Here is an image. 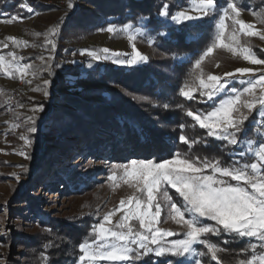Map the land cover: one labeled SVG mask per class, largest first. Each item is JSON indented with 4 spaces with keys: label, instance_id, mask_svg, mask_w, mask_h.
<instances>
[{
    "label": "rangeland",
    "instance_id": "obj_1",
    "mask_svg": "<svg viewBox=\"0 0 264 264\" xmlns=\"http://www.w3.org/2000/svg\"><path fill=\"white\" fill-rule=\"evenodd\" d=\"M9 1L11 3L17 1V6L14 9L20 8L26 15L8 14L0 11V55L5 57V62H8L12 59L8 54L10 52L14 53L16 57L14 64L19 67H24L25 65L28 67L26 74L23 76L15 70L7 73L0 70V264H10L12 261L25 264L26 259L23 257L25 249L21 246L13 247L6 241L7 236L22 235L29 237L37 233L40 229L38 222L41 217L43 219H70L92 214L94 218L98 219L97 224H99L104 222L103 217L106 214L115 212L112 217V225L105 224L106 227H114L124 214V211H126V207L121 208L120 201L123 199L127 204L130 196H138L140 193L137 192L136 187L131 186L136 184L135 181L125 183L127 177L124 176L123 170L119 167L120 165H127L132 159L126 162H113L85 155L86 150L81 147L80 142H74V139L69 135H62L61 127L63 124L61 123L47 127L44 135L47 147H54V142L62 138L61 147L59 146L53 151L51 161L54 163L52 167L46 170L41 177H38L41 173L40 171L33 170L32 178L27 181L23 174L28 167L27 164L30 159L40 152V148L32 140L30 145L25 144L21 137L26 136L30 140L25 116L26 114H31L36 105L32 104L24 108L18 102L16 111H13V116L10 117L4 103L9 81L11 78L16 77L26 78L29 81V92L21 99H26L29 96L38 98L45 96L46 89L52 87L51 90L55 98L61 100L64 97H70L78 100L77 103L68 101L54 102L52 108L55 110H58L60 106H64L68 110H79L81 112H83L82 108L86 110L87 106L91 108L101 105L132 106L135 101H146L147 97L131 92L117 83L111 76L105 77L104 67L111 65L116 69L128 72L150 65L153 61L160 62L161 52L157 48L156 38L159 35L167 38L168 33H153L147 25L148 19L142 16L137 17L133 22L119 24L120 17L114 15L104 16L93 6L83 2L81 6L85 12H89V15L81 21L76 20L65 26L63 35L56 39L55 47L50 49L48 38L44 32H47L48 26L56 21L61 13L58 10H53L38 14L32 8V5H63L65 0ZM196 2L197 0H156L155 3L159 7L156 18L165 23L176 24L170 18L159 15L164 4L169 5L168 12L170 14L184 11L189 15L200 16L201 14L194 7ZM228 2L237 4L240 9L238 19L253 25L251 31L255 32L256 35L249 36L240 31V25L234 23L237 17L232 14L231 19L225 20V43H231L236 52L233 53L222 48L214 49L213 53L202 62V68L205 75L213 74L221 77V82L227 84L229 92L232 88L242 92L245 87H250L247 83L249 79H252L253 83H255L260 75L264 74V64H252L244 60L240 54V49L243 47L250 48L253 53L255 49L264 52V38H262L264 36V0H226L221 5L215 2V14L176 25L189 24L191 26L205 25V27H210V42L207 47L211 46L214 35L218 31L219 17L223 14L222 10ZM21 4L29 6L32 11H28L26 7H20ZM110 6L112 4L107 3L104 8H110ZM13 16H19L21 19L9 22ZM126 16L129 17L130 14H126ZM125 25H131L130 31L136 35L134 42L129 41L127 34L123 32ZM110 26L117 31L115 33L108 32L107 28ZM233 33L236 34L239 43L228 39ZM38 34H43L46 41L41 49L36 47V42L41 36H38ZM195 36L197 37L198 33L188 35L187 39H194ZM9 37L16 39L13 41L8 39ZM132 43H135L136 48L147 57V62H140L135 65L116 62L118 60L126 61L131 58ZM103 49H109V52L104 53ZM31 51L42 53L34 62L27 63L25 58ZM90 53H96L101 59H95ZM114 53H119V56H114ZM254 55L256 56L255 53ZM105 56L108 58L105 59ZM256 57L260 59L258 56ZM53 58L55 59V66L49 79V77L44 75L42 65L47 64L49 59ZM189 60L190 55H185L175 61L184 63L189 62ZM238 68H248L251 71L241 75L235 72V69ZM164 71L168 72L166 68H164ZM195 71L197 70L193 68V72ZM226 73H233V75L227 76L225 75ZM52 75L54 76L52 77ZM45 80L48 81L47 84L44 83ZM260 93V86L257 85L255 97L258 98ZM228 94L221 93L213 100H208L206 96L201 98L211 105L213 110L214 106H218L219 100L226 98ZM250 99H253V97H249L247 94L242 96V100ZM77 106L81 107V109ZM242 111L249 118L253 114L257 116L255 110L251 113H248L247 109H242ZM256 122L254 137H249L254 140H260L262 137L257 133L258 130L264 132V128L261 127V125H264V121L257 116ZM194 124L198 126L195 122ZM209 138L224 142L230 148L229 155L232 161H240L241 163L245 161L248 163L255 162L253 158L247 156L242 158L240 156L241 151L247 152V145L243 137H238L241 139V143L236 146L229 145L227 142L214 137ZM54 171L57 172V176L54 175ZM88 171L95 172L94 178L89 181L92 185L81 193L64 189L58 178L67 179L78 175L83 176ZM113 174H115L114 179H109ZM33 181L34 183L27 189ZM232 183L235 182L233 181ZM160 187L161 192L157 193V201L155 202L161 204L162 213L158 218L156 227L177 233V235L164 237L160 241L163 245L166 242L180 239L178 236L182 234L184 228L169 215L170 207L168 201L165 200V194L169 195L168 190L174 189L170 186L165 188L163 184ZM27 190H31L29 195L38 201L36 206L37 215L27 212L25 205L20 203L23 200L20 195L25 194L24 192ZM180 199L183 204L181 197ZM90 206L91 209L89 211ZM116 209L121 210L116 211ZM129 223L135 230H140L138 221H130ZM206 223L214 224L212 221H206ZM251 242L258 244L255 239ZM261 246L263 252L259 254H264V245ZM152 256L156 258L154 254ZM178 259H183L186 264H194V259L191 255ZM75 264H79L78 259ZM100 264H110V262L102 261Z\"/></svg>",
    "mask_w": 264,
    "mask_h": 264
},
{
    "label": "trees",
    "instance_id": "obj_2",
    "mask_svg": "<svg viewBox=\"0 0 264 264\" xmlns=\"http://www.w3.org/2000/svg\"><path fill=\"white\" fill-rule=\"evenodd\" d=\"M156 0H65L63 5H32L38 14L58 10L60 17L50 24L47 32L49 48L56 45V39L63 35L65 26L76 21L83 20L89 15L81 6L86 2L93 6L104 16L114 15L120 17L119 24L133 22L137 17L142 16L148 19V27L153 33H168V37L157 36V48L161 52L160 62H152L141 68L125 72L116 69L111 65L105 66V77L113 79L130 90L131 92L147 97L146 101L137 102L132 106L101 105L95 108H88L83 112L68 110L60 106L58 110L52 108L54 102L68 101L77 103L78 100L64 97L59 100L54 97L51 88H47V96H29L19 100L21 107L27 108L29 105L43 106L42 112H32L26 114V127L29 138L40 148V152L30 159L27 169L23 174L24 178L30 180L32 171H40L38 177L52 167L53 151L61 145L62 138L54 142V147L46 146L45 133L47 127L63 124L62 135H69L74 142H80L81 147L86 150L85 155L92 158H102L106 161L126 162L130 159H151L155 163H162L165 159H172L175 154L181 156L191 155L193 158L199 156L206 158L217 156L226 163H231L230 148L220 141H216L207 136V131L199 128L193 120L186 115L188 110L207 113L212 110V106L206 103L199 93L194 94V99L188 100L179 95V90L185 82L191 78L193 73L192 62L206 50L210 42V27L205 25L191 26L189 24L176 25L165 23L156 18L159 7ZM226 0H215L217 4H224ZM251 1V0H248ZM69 3L73 7L69 8ZM112 4L110 8H104L105 4ZM115 5V6H114ZM17 1L12 3L9 0H0V11L8 14H18L25 16L26 13L20 8L17 10ZM126 14H130L129 17ZM93 19V18H92ZM52 29H55L53 34ZM198 36L194 39H187L188 35ZM41 35V36H39ZM39 39L36 47L43 48L45 44L44 35L38 34ZM31 38H33L31 36ZM42 52L31 51L26 55L25 62H34ZM254 53L261 60H264V52L255 49ZM185 55H190L189 62L177 63L175 60ZM55 58V57H54ZM49 59L47 64L42 65L44 75L51 77L55 66V59ZM158 67V68H157ZM164 68L168 71H164ZM54 75H52L53 77ZM52 81V80H51ZM79 109L81 107L77 106ZM30 117L32 119H30ZM257 116L251 115L245 122L248 129V136L254 137ZM181 125H187L184 129ZM35 126L36 132H30L29 128ZM258 128V126H257ZM185 134L189 143H183L179 136ZM192 141H199L192 146ZM61 147V146H60ZM95 172L88 171L83 176L74 178L58 177L62 187L68 191L83 192L92 185L89 181L94 178ZM57 176V172L54 171ZM34 183L29 184L28 188ZM31 190L21 194L23 199L20 203L25 205L27 212L36 214L38 201L30 196ZM168 194L173 201H178L182 205L179 195L174 190H168ZM19 203V204H20ZM91 206L89 207V211ZM98 222L92 214H86L79 218L52 219L40 218V229L37 233L24 237L22 235L7 236L6 241L13 247L21 246L25 264H75L81 252L78 245L84 241L89 243L95 239L93 227ZM180 234L178 238H181ZM206 240L216 243L220 247L217 254V261L211 260L210 254L203 257L204 264H238L242 259L251 258L253 249L247 238L241 239L233 234L222 233L219 236L207 234ZM198 252L206 253V248L197 245ZM262 246L257 244L256 253L263 252ZM179 260L171 255L153 257L152 255L142 256L138 264H173ZM10 264H20L12 261ZM186 264V263H185Z\"/></svg>",
    "mask_w": 264,
    "mask_h": 264
},
{
    "label": "snow or ice",
    "instance_id": "obj_3",
    "mask_svg": "<svg viewBox=\"0 0 264 264\" xmlns=\"http://www.w3.org/2000/svg\"><path fill=\"white\" fill-rule=\"evenodd\" d=\"M20 7H26L28 11H32L27 5L21 4ZM68 7L72 8V3H69ZM168 7L169 5L164 4L159 15L170 18L176 24L213 15L216 10L215 0H197L194 7L201 14L200 16L189 15L184 11L170 14ZM222 12L217 25L218 31L214 35L211 46H208L194 60L192 66L197 71L191 73L190 80L180 88L179 95L192 100L194 94L198 92L201 97L206 96L208 100H213L221 93H229L226 98L219 100L218 106H214L213 110L206 114L188 110L186 115L198 124L199 128L206 129L208 137H214L233 146L241 143L238 137H243L247 152L241 151L240 156L253 158L255 162L226 163L217 156L193 158L191 155L181 156L177 153L172 159H165L162 163H155L151 159H132L127 165H120L124 176L127 177L125 183L135 181L136 184L131 186L136 187L140 195L130 196L127 204L123 199L120 201L121 208L126 207V211L114 227H106L105 224L112 225L115 212H109L103 217V223L94 225V241L91 243L84 241L78 245L82 253L78 257L79 264H100L102 261L110 262V264H138L142 256L152 254L156 257L170 254L177 258L191 255L194 264H204L203 259L195 258L196 256L203 257L210 254L211 260L217 261V254L221 249L216 243L205 239L207 234L216 236L222 233L233 234L241 239L248 238L249 243L255 239L259 245H264V132L258 130L257 134L262 137L260 140L250 138L245 126L249 116L242 111L247 109L248 113H251L255 110L259 119L264 121V74L260 75L255 83L249 79L247 83L250 87H245L242 92L236 88H232L229 92L227 84L221 82V77L213 74L205 75L202 62L213 53L214 49L222 48L236 52L231 43H225V20L231 19L232 14L237 17L234 23L240 25V31L249 36L256 35L251 31L253 25L238 19L240 9L235 2H228ZM17 19L21 17L13 16L9 22ZM130 29L131 25H125L123 32L127 34L129 41L134 42L136 35ZM107 31L115 33L117 30L110 26ZM52 32L54 34L55 29H52ZM8 39L15 41L16 38ZM228 39L239 43L235 33ZM102 51L108 53L109 49ZM240 54L244 60L252 64H264V60L258 59L248 47L241 48ZM8 55L12 58L8 62H5V57L0 55V70L6 73L15 70L22 76L26 74L28 66H16L15 54L10 52ZM90 55L97 60L101 59L96 53H90ZM113 55L119 56V53ZM116 62L135 65L147 62V57L136 48L135 43H132L131 58ZM250 71L248 68L235 69V72L241 75ZM225 75L232 76L233 73ZM44 83L47 84L48 81L45 80ZM257 85L261 89L258 98L255 97ZM244 94L253 99L242 100ZM44 95L47 96L48 93L45 92ZM43 110V106H36L33 112ZM185 127L187 125H181L182 129ZM261 127L264 128V125ZM29 131L34 133L37 128L32 126ZM21 138L25 144H31V140L26 136ZM179 140L189 143L185 134H181ZM196 143L199 141H192V146ZM114 176L115 174L109 179H114ZM233 181L235 183H232ZM162 184L165 188L170 186L182 198L181 205L178 201H173L170 195L165 194V200L170 207L169 215L184 228L181 234L183 238L163 245L160 241L164 237L177 235V233L156 227L162 213V206L155 201H157V193L161 192ZM120 210L116 209V211ZM130 221H138L140 230H135ZM206 221H212L214 224L206 223ZM197 245L206 248V253L198 252ZM251 247L253 249L251 258L242 259L238 264H264V254H257L255 251L257 244H252ZM173 264H185V261L179 259Z\"/></svg>",
    "mask_w": 264,
    "mask_h": 264
},
{
    "label": "built area",
    "instance_id": "obj_4",
    "mask_svg": "<svg viewBox=\"0 0 264 264\" xmlns=\"http://www.w3.org/2000/svg\"><path fill=\"white\" fill-rule=\"evenodd\" d=\"M29 92V81L26 78H11L5 93V107L9 116H13L19 100Z\"/></svg>",
    "mask_w": 264,
    "mask_h": 264
}]
</instances>
